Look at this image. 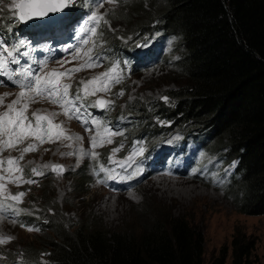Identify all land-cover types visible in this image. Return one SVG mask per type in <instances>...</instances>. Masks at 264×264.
Masks as SVG:
<instances>
[{
  "label": "trees",
  "instance_id": "obj_1",
  "mask_svg": "<svg viewBox=\"0 0 264 264\" xmlns=\"http://www.w3.org/2000/svg\"><path fill=\"white\" fill-rule=\"evenodd\" d=\"M122 2L115 15L125 21L127 31L157 26L178 35L174 54L179 58L170 62L174 68H167L171 79L164 80L171 90L159 91L170 103L158 100L157 92L150 95L152 109L179 124L205 128L213 148L225 146L227 158L237 157L233 172L237 177L231 175L226 191L232 194L238 211L264 214V0ZM144 121L153 126L149 115ZM153 127L163 130L161 125ZM40 194L41 216H28L39 230L33 240L3 252L11 261L223 264L230 247V264L253 262L254 238L237 228L229 247L221 244L205 261L202 228L180 211L144 204L140 220L104 227L93 220L89 209L71 218L57 206H49V198Z\"/></svg>",
  "mask_w": 264,
  "mask_h": 264
},
{
  "label": "rangeland",
  "instance_id": "obj_2",
  "mask_svg": "<svg viewBox=\"0 0 264 264\" xmlns=\"http://www.w3.org/2000/svg\"><path fill=\"white\" fill-rule=\"evenodd\" d=\"M19 1L0 0V14L3 11H8L20 15L17 7ZM122 1L117 0L116 3H111L104 0L102 6L101 0L89 3L93 12L96 13L97 25L91 23L87 27L92 28L94 25L95 32H89L86 35V52L80 57L67 59V85L71 83L80 87L85 84L82 87L83 92H90L92 96L103 97L108 102L115 101L118 107L127 104L132 109L130 101L134 102L137 99L140 101L159 92L160 89L171 90L170 86L166 85L168 81L164 80L171 79L172 75L167 68H174L175 65L160 63V60L156 59L153 64L147 67H139L133 70L130 65L124 64L123 61L107 56L108 64L105 62L98 67L84 69L88 63L95 59V53H99L102 47L116 43L114 39L106 38L105 32L107 30L114 34L126 33L125 21L116 16L121 9ZM101 21H103L104 31L99 33ZM134 30L132 29V31ZM172 33L175 35L176 45L178 35ZM91 38L97 43L92 45L90 43ZM124 39L121 37L117 41ZM176 51H178L177 48ZM89 56L92 57L91 62ZM114 65V70L109 71L113 69ZM73 69L80 70L73 71ZM105 71H108V75L102 76L101 74ZM106 77H118L123 82V86L119 90V93L122 91L123 95H119L116 91L113 92L112 86L106 84ZM82 81L84 83H81ZM91 81L97 82V88L94 90L91 89ZM19 94L8 87H0V114L8 113L5 108L8 103L16 100ZM15 106L17 109L24 110L23 115L27 117L26 122L31 121L33 129L36 125L33 120V113H44L48 119V128L46 134L45 132H40L39 135L28 133L21 137V142L16 143L15 147L9 146V142L14 141V137H9L6 130L0 133V161L4 162L0 165V202L7 203L11 208L13 205L19 207L17 215L9 214L7 209L0 211V237L11 238L0 243V263L11 261L3 252H9L12 247L34 239L33 235L37 231L28 230L32 228L30 222H25L21 214L38 216V211L42 206L40 201V192H42L43 198H49L48 205L57 206V210L64 215L76 218L84 210L89 209L94 217L93 220L104 227H111V225H117L132 218L140 220L144 216L140 215V209L144 204L151 206V208L155 206L160 210L180 211L202 228V255L205 261L217 252L221 244H227L229 247L230 236L237 228L254 238L252 264H264V214H246L236 209L232 194L226 191L230 183L223 187V180L226 178L229 169L226 161H223L222 158H219V161L211 168L208 163V152H204L195 158L191 164L197 173L208 182L183 174L174 177L172 173L160 172L157 175L145 177L141 183L126 190H110L100 185L91 176V173L94 165L112 170L114 165H102L99 162L87 165L83 152H79L77 149L69 152L67 148L72 147L73 143L76 148H79L84 135L79 129L72 132L73 129L70 128H76V126L70 120H64L63 116L59 114L56 118L61 119L63 125L69 129L65 128L66 134L62 140H53L52 129L56 124V115L51 114L58 110L52 102L42 97L29 99L24 95L20 103L15 104ZM16 110L11 112L13 117ZM70 133H72L71 137L69 136ZM124 135L126 133L122 136ZM114 136L118 135L110 134L108 138L103 140L102 144H111L127 138L122 137L116 140ZM84 142H87V139ZM29 146L35 150L25 152L24 149ZM68 153H73V155H68ZM116 153L107 155L110 161H117ZM9 159H15L16 163L9 165L7 163ZM34 161L46 162L49 165L60 162L69 171L56 170L52 174H43L45 177L43 179L37 178L39 180L37 183H26L25 181L29 180V176L25 169L29 170ZM38 173L43 172L39 170ZM45 179L47 180L44 181ZM21 192L24 195L20 197L19 201L11 199L13 195ZM229 250L230 247L223 264H230Z\"/></svg>",
  "mask_w": 264,
  "mask_h": 264
},
{
  "label": "snow or ice",
  "instance_id": "obj_3",
  "mask_svg": "<svg viewBox=\"0 0 264 264\" xmlns=\"http://www.w3.org/2000/svg\"><path fill=\"white\" fill-rule=\"evenodd\" d=\"M37 2H38V0H29V4H34V3H37ZM103 2H104V0H101V6H102ZM108 2L116 3L117 0H108ZM17 7H19V5H17ZM51 11L56 12V11H58V9L57 8H52ZM89 12H91V15L88 17V22H92L94 19H97V16H96L95 12H92L91 9H89ZM39 14L47 15V12H42V13H39ZM13 19H15V17H13ZM19 19L22 22H27L28 19H31V16L28 15L27 18H26V14L22 12L20 14V16H19ZM78 31L85 35L84 42L86 43L87 42V39H86L87 33H89V32H93L94 33L95 32V26L93 25L92 28H85L83 25H80L79 28H78ZM139 46H145V45H139ZM23 47H24V42L23 41H20L18 44L13 45L11 50L6 46V42H0V48H3V52H0V77H6V79L0 80V83H4V84L11 83V84L19 86L21 88V92L19 94V97L16 100H14L11 105L8 106V108H9L8 113L0 114V133L5 132V130H6L7 135L9 137H14L15 138L14 141H10L9 142V146H11V147H15L16 143L21 142L20 141V137L24 136V134H25V132L27 130H30V129L33 128L31 121H28L27 124H25V121L27 120V117H25L23 115V111H24L23 109H17L16 110V114H15L14 117L11 115L13 105L20 103L21 98H23L24 95H25V91H32L33 89H35V92H36L37 95H47L49 101L52 102V103H57V104L63 105L64 102H65V98H67V100H66L67 104H74L73 99L68 97V91H67L68 88H69L68 85L63 86V92L61 93L59 98H55L54 99V97H56L57 92L59 91V86L54 84L52 82V80L49 79V78L40 79V78L36 77L35 73L30 71L31 65H29L26 68L19 69V70H17L16 68L9 69V65H18V64H20V59H19V55L18 54H19L20 49L23 48ZM89 51H91V50H89ZM4 53H7L6 57H5ZM23 55H27V53L25 52V53H23ZM89 61L90 62L92 61V57L91 56H89ZM89 66H93V64L90 63ZM114 68H115V65L113 66V69H110L109 71H113ZM76 70H80V69H73V71H76ZM51 75L55 76V75H63V74L53 73ZM101 75L102 76H106L108 74L104 73V74H101ZM13 77H17V78H21L22 77L23 79H14ZM94 79H96V78H94ZM115 82L116 83L120 82L118 77L115 78ZM81 83H84V82L82 81ZM119 95H123V92L121 91L119 93ZM29 99H32V98L29 97ZM79 99H80V93H79V89H78L77 90V94H76V100H79ZM163 99L167 100L166 97H164ZM96 104L97 105H103V104H105V102L104 101H97ZM74 111H75L76 115L73 116L72 113L69 112L68 113L69 118L77 119L78 121L81 122L82 125L88 123V121L83 120L82 117L79 115L80 107H75ZM51 115L54 116L55 113H53ZM33 118L36 120V125H35L34 132H35V134L39 135V133L44 128V125L41 124V121L46 120V117H42V116H39L37 113H33ZM57 127H59V126H57ZM85 130L89 131L90 129L86 128ZM108 131L111 132L112 130L108 129ZM113 134L114 135H119L120 133L115 132ZM41 139H42V137H41ZM95 139H96L95 137H92V147L93 148L96 147ZM109 142H111V141H109ZM34 150L35 149L33 147H31V146H29L28 148L24 149L25 152L34 151ZM114 151H118V149H114ZM140 154L141 155L143 154V149H141V153ZM68 155H73V153H68ZM21 158H22V156H21ZM92 158L93 159L96 158V154L95 153L92 154ZM129 160H131V157L129 158ZM3 163H4L3 161H0V165H2ZM7 163L9 165H12V164L16 163V160L15 159H9L7 161ZM132 163H137V162L136 161H132ZM120 167H125V164H121ZM127 167H131V163H127ZM53 170L54 171H56V170L63 171V166H53ZM100 170L107 172L109 174L108 178H110V179H115L116 178L115 176L111 175L112 171H114V170L105 169L103 167H101ZM32 171L33 172H37L36 169H33ZM37 174L42 175L43 173H37ZM25 182L26 183H34L35 181L28 180V181H25ZM103 182L104 181H102V180L98 181V183H103ZM23 195H24V193L21 192V193H18L16 195H13L11 197V199L13 201H19L20 197H22ZM7 207H11V206L8 205ZM3 210H5V206L0 204V211H3ZM28 230L29 231H33V230L38 231L39 229L29 228ZM6 239L10 240L11 238L0 237V243L6 242Z\"/></svg>",
  "mask_w": 264,
  "mask_h": 264
},
{
  "label": "clouds",
  "instance_id": "obj_4",
  "mask_svg": "<svg viewBox=\"0 0 264 264\" xmlns=\"http://www.w3.org/2000/svg\"><path fill=\"white\" fill-rule=\"evenodd\" d=\"M156 27L153 26V27H150L149 29H138V28H135V30L133 32L127 31L126 33H121V36L125 37V39L123 41L119 42L118 47H119L120 51L123 52V51L128 50L129 46L127 45V42H131L130 36L133 35L135 32H137L136 34H139L138 35V38H139V37H142L143 35L147 34L151 29L156 28ZM164 31H166V30H164ZM116 34L110 33V35H112V36L109 35V36H106V38L115 39V35ZM175 41H176V39L174 40L173 45H172V49H171V51L173 53L178 52V51H176ZM178 58H179V56L177 55V58L174 61L178 60ZM160 63L166 64L164 60H161ZM136 69L137 68H134L133 70H136ZM122 86H123V82L122 81L119 84H117V85L114 84L113 92L116 91V93L119 94V92H117V89H120ZM151 95H153V94H151ZM156 95H158L157 96L158 100L164 101L165 104H169L170 103L169 97L166 94L158 93ZM164 97H166L167 100L163 99ZM152 99L153 98L150 95L145 97V98H143L140 101H139V99H137V100H135L136 103L137 102L139 103L137 106H135L130 101L132 103V105H131L132 109H130V106H127V104H125L124 106H119L118 107L117 103L115 101L114 102H110L109 114L115 115V114L120 113V112L127 113L132 118V122L134 124L136 122H139L141 124V127L143 125H145V127H149L152 130H156V127H153V126H157V125H161L163 130L171 129V128H178V129H182L184 131H187V130H201V132H203L205 134L204 137L206 139L203 142V146L205 148H207L208 150H210V152L219 151V147L213 148L211 146V143L209 142L210 135H209V133H205L204 132L205 128H203V127L202 128L201 127H192L191 125H187V124H184V123L179 124L175 120L172 121V119H167V118L162 117L160 115V111L161 110L152 109V104H151V100ZM142 111L144 113H141ZM146 115H149L150 118L152 119L153 126H150V123H148L147 121H144ZM73 121L74 120H71L72 124H73ZM70 129H74L75 130V129H77V127L76 128L73 127V128H70ZM136 129H138V128L135 126L134 130H136ZM170 132L174 133L175 131H170ZM181 137H183V135ZM185 141L187 142L188 139L183 137L181 139V142H185ZM85 146H86V144L82 142V144L80 146V149L82 150V147H85ZM67 149L69 150V152L73 151V150H70V147H68ZM117 149H118V151H114L113 149H111L106 144L104 146L100 147L99 151L96 150V151L93 152V153L96 154L95 163L99 162L102 165L113 164L114 165V168H113L114 171H112L111 175L117 177V176H119L120 173L125 172V173H127L129 175V182L130 183L128 185H118L117 183L113 184L112 183L113 180L108 178L109 174L107 172H105V171H101L100 170L101 174H102L101 180L104 181V182L103 183H99V184L102 185L103 187H105L107 189H110V190H126V189L130 188L131 186H133L135 184L141 183L142 180L145 177H149L151 175H157V174L160 173V172L153 171V169H151L150 167L147 168L148 164L146 162H144V159L146 158V155L144 157L140 156L141 149H143V151L145 150L146 151L145 153L147 154V152H148V147L147 146H143V145L140 146L139 150H138V153L135 154L134 156H132L131 160H129V159L124 160V158H123V155H124L123 154V150L125 149V146L120 145V147L117 148ZM82 152H83V150H82ZM115 152H117L116 153L117 161L116 162H112V161L109 160L107 155L115 153ZM85 154H87V153H85ZM85 159L87 161V165L91 163V162L88 161V159L86 157H85ZM132 161H136L137 163H132ZM126 162L127 163H131V167H127V163ZM121 164H125V167H120ZM53 166H63V171L64 172L65 171H69L68 169H65V166L62 163H60V162L51 163L49 165L46 162L34 161V162H32V164L30 166V169H32L34 167H37V168L45 169L43 174H52V172L54 171L53 170ZM97 167L99 169H101L100 166H97ZM25 171H26V169H25ZM43 174L42 175H38L36 178H39V179L45 178L43 176ZM91 176L94 178L92 173H91ZM172 176L175 177L176 174H173ZM187 176H189V175H187ZM190 177L199 179L198 177L193 176V175H190ZM38 181L39 180L37 179L34 183H37ZM31 184H33V183H31ZM40 210H41V208H40ZM26 261H32V260H26Z\"/></svg>",
  "mask_w": 264,
  "mask_h": 264
},
{
  "label": "bare ground",
  "instance_id": "obj_5",
  "mask_svg": "<svg viewBox=\"0 0 264 264\" xmlns=\"http://www.w3.org/2000/svg\"><path fill=\"white\" fill-rule=\"evenodd\" d=\"M56 0H38L39 2V6L36 8V7H32L28 13L29 14H33L35 12H46L49 10V8L53 5V3L55 2Z\"/></svg>",
  "mask_w": 264,
  "mask_h": 264
},
{
  "label": "water",
  "instance_id": "obj_6",
  "mask_svg": "<svg viewBox=\"0 0 264 264\" xmlns=\"http://www.w3.org/2000/svg\"><path fill=\"white\" fill-rule=\"evenodd\" d=\"M27 1H28V0H22V1L20 2L19 9H20L21 12L23 11V8H24V6H25V4H26ZM60 1H61V0H59V1L56 3V5H55V7H56L57 9H59V7H60Z\"/></svg>",
  "mask_w": 264,
  "mask_h": 264
}]
</instances>
